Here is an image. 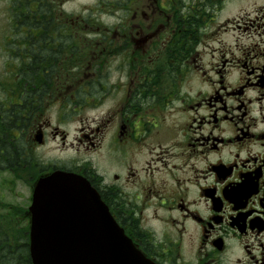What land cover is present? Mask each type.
<instances>
[{
	"label": "flooded vegetation",
	"instance_id": "obj_1",
	"mask_svg": "<svg viewBox=\"0 0 264 264\" xmlns=\"http://www.w3.org/2000/svg\"><path fill=\"white\" fill-rule=\"evenodd\" d=\"M71 1L8 0L35 32L3 41L0 138L8 98L32 91L33 106L0 170V264H32V192L56 168L85 177L157 264H264V0H97L70 18ZM56 140L80 157L44 163Z\"/></svg>",
	"mask_w": 264,
	"mask_h": 264
},
{
	"label": "water",
	"instance_id": "obj_2",
	"mask_svg": "<svg viewBox=\"0 0 264 264\" xmlns=\"http://www.w3.org/2000/svg\"><path fill=\"white\" fill-rule=\"evenodd\" d=\"M32 197L33 264H156L134 246L84 177L55 170L37 180Z\"/></svg>",
	"mask_w": 264,
	"mask_h": 264
},
{
	"label": "rangeland",
	"instance_id": "obj_3",
	"mask_svg": "<svg viewBox=\"0 0 264 264\" xmlns=\"http://www.w3.org/2000/svg\"><path fill=\"white\" fill-rule=\"evenodd\" d=\"M97 0H72L68 4L65 5L66 8V15L70 18H76V17H82L91 14L93 9V12L95 13L96 8L93 6V4ZM83 4H86L85 8H90L87 11H82L81 6ZM8 8V0H0V100H3L6 96L5 89L3 86L5 85V80L7 79V63H8V51L3 47V41L4 39L7 41H10V36L15 35L13 33V30L11 28L10 23V11ZM97 14V12L95 13ZM96 17V16H95ZM108 18L104 15L98 16V18ZM10 43L7 44V46ZM89 115L95 114L94 111H88ZM57 106H52L50 110L47 112V115L50 116L52 121L56 122L57 119ZM63 130H66L68 133L69 140H73V137L75 136V133L77 131L78 122L73 120L69 123L60 125ZM39 152L43 156L44 163L53 162L56 163V166H60L61 164L64 165L67 160L71 158H79L80 154L78 153L75 148H63L61 146V143L59 140H56L55 142H48L44 147L39 149ZM1 177V176H0ZM22 192L20 194L25 195L27 193L25 186L22 187Z\"/></svg>",
	"mask_w": 264,
	"mask_h": 264
},
{
	"label": "trees",
	"instance_id": "obj_4",
	"mask_svg": "<svg viewBox=\"0 0 264 264\" xmlns=\"http://www.w3.org/2000/svg\"><path fill=\"white\" fill-rule=\"evenodd\" d=\"M21 13L22 23L19 25H15L14 22L11 24V28L15 35L20 34L22 38L23 44H31L32 36L35 32V28L32 25L33 14L29 9H24ZM57 14V11H55ZM17 12L13 13V20L17 19ZM57 26H55L56 28ZM50 33V32H49ZM57 34V31H54ZM30 50V48H29ZM57 52V51H56ZM15 80V79H14ZM12 81L15 84V81ZM15 86V85H14ZM29 86H31V81L29 82ZM31 91V90H29ZM13 92H15V87H13ZM33 92H28V97H24L22 106H19L16 102V98H8L6 100V109L2 114L7 116L5 121V132L4 138H0V170L3 168L5 164H15L18 160V147L15 140V120L14 117L20 113V109L22 108L26 112H30L33 106L31 101V94ZM12 116V118H10Z\"/></svg>",
	"mask_w": 264,
	"mask_h": 264
}]
</instances>
